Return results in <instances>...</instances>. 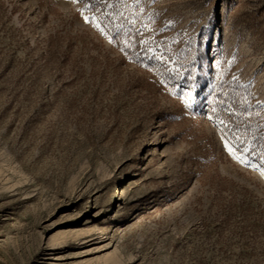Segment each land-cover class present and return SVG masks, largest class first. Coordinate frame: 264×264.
Returning a JSON list of instances; mask_svg holds the SVG:
<instances>
[{"label": "rangeland", "instance_id": "1", "mask_svg": "<svg viewBox=\"0 0 264 264\" xmlns=\"http://www.w3.org/2000/svg\"><path fill=\"white\" fill-rule=\"evenodd\" d=\"M261 137L264 0H0V264H264Z\"/></svg>", "mask_w": 264, "mask_h": 264}, {"label": "snow or ice", "instance_id": "2", "mask_svg": "<svg viewBox=\"0 0 264 264\" xmlns=\"http://www.w3.org/2000/svg\"><path fill=\"white\" fill-rule=\"evenodd\" d=\"M137 2H138V0H137ZM85 19L87 20L88 19V17H85ZM161 58H163V54H162V57ZM188 95L189 96H191L192 95V93H191V91L188 93ZM186 103H187V101H186ZM225 143L227 144L228 142H227V140L225 141ZM229 151H232V149L231 148H229Z\"/></svg>", "mask_w": 264, "mask_h": 264}, {"label": "trees", "instance_id": "3", "mask_svg": "<svg viewBox=\"0 0 264 264\" xmlns=\"http://www.w3.org/2000/svg\"><path fill=\"white\" fill-rule=\"evenodd\" d=\"M257 141H260V142L264 143V138H262V137L258 138Z\"/></svg>", "mask_w": 264, "mask_h": 264}]
</instances>
